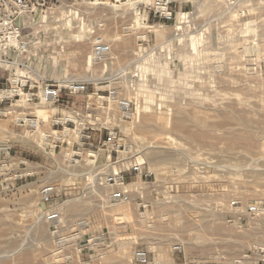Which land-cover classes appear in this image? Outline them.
<instances>
[{"label": "rangeland", "instance_id": "1", "mask_svg": "<svg viewBox=\"0 0 264 264\" xmlns=\"http://www.w3.org/2000/svg\"><path fill=\"white\" fill-rule=\"evenodd\" d=\"M166 1L0 0V264H264V0Z\"/></svg>", "mask_w": 264, "mask_h": 264}, {"label": "built area", "instance_id": "2", "mask_svg": "<svg viewBox=\"0 0 264 264\" xmlns=\"http://www.w3.org/2000/svg\"><path fill=\"white\" fill-rule=\"evenodd\" d=\"M167 1L165 2L166 5L168 3ZM159 8L162 9V10H165L168 13V15H171V12H169L167 10V6H160ZM109 49L110 48H109V46L107 44H105L102 41H99V42L97 41L96 44L94 45L93 51H94L95 54H98L100 56L99 58L101 59L104 56V54H106L109 51ZM26 84H27V81L24 84H22V86L20 88L13 89V92H11V93H6L5 92L7 90L8 91L11 90V88L10 89H0V91L2 92V95L0 97V104L3 103L4 101L8 100L13 95H16L15 92H17V95H21V96H22V94H19V92H22L23 95H25L26 98H28V102L30 100L33 101L35 98H38L39 102H40L41 99H40V96L38 95L40 89H39V91L36 94L33 93V92H29V91L25 92L24 88H25ZM52 86L53 85L51 83H46V84H43L41 86L42 90L45 93V95L52 97L51 104H53L55 102H58L60 100V94H59L60 88L55 89ZM34 87H35V85L32 84L31 87H29V88L33 89ZM69 89H70V92H84L85 86L84 85H82V86L72 85V86H69ZM127 108H128V106H127ZM9 112H10V110H9ZM2 113L3 112H1L0 115ZM20 114H21V116H19L18 119L20 120L19 124L21 126H27V127H31V128L33 127V128H36V129L39 128V121H38V119L33 118L34 116H31L30 114L25 113V112H21ZM82 136L83 137H87V138L90 137V135H88V134L87 135H82ZM114 137H115L114 133L111 132V134H109V139L114 138ZM120 178L122 179L123 175H120V176H118L116 178L113 177L112 179L115 182V179H120ZM119 182H121L123 184L122 181L119 180ZM49 192H50L49 188H44L43 191H42V193H44V196H43V202L44 203L48 200L47 194ZM124 192L125 191L116 192L117 193V197L116 198H121V196H122L124 199H127L128 197H127L126 194H124ZM257 208H258L257 206L249 207L250 211L253 212V213L254 212L255 213L258 212ZM133 261H134V264H149L150 261H149V257H148L147 251L145 249H143V248L134 249V251H133ZM262 261H264V259Z\"/></svg>", "mask_w": 264, "mask_h": 264}, {"label": "bare ground", "instance_id": "3", "mask_svg": "<svg viewBox=\"0 0 264 264\" xmlns=\"http://www.w3.org/2000/svg\"><path fill=\"white\" fill-rule=\"evenodd\" d=\"M163 6V5H162ZM108 46H109V44H107ZM11 92H13V89L12 90H7L6 91V93H11ZM40 92V91H39ZM41 94L39 95L40 96V103H51L52 102V97L51 96H46L45 95V93H44V91L42 90V87H41V92H40ZM19 94H22L23 95V93L22 92H19ZM25 96V95H24ZM22 100L24 101L25 99L24 98H22ZM27 101V100H26ZM123 105L121 106L122 108H124V109H126L127 108V102L126 101H124L123 103H122ZM2 110V109H1ZM124 111V110H123ZM124 112H126V111H124ZM70 116V115H69ZM42 135H44V133H42ZM45 138V137H44ZM42 140H44V139H42ZM116 195H117V193H116ZM40 206H41V208L39 207V210H41V209H43L44 210V208H43V202H41L40 203ZM259 209V211H262L261 210V208H258ZM43 212V211H42Z\"/></svg>", "mask_w": 264, "mask_h": 264}]
</instances>
